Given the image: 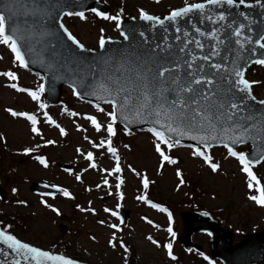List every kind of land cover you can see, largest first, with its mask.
Masks as SVG:
<instances>
[{"label": "snow or ice", "instance_id": "1", "mask_svg": "<svg viewBox=\"0 0 264 264\" xmlns=\"http://www.w3.org/2000/svg\"><path fill=\"white\" fill-rule=\"evenodd\" d=\"M18 2V0H17ZM37 3L38 0H32ZM158 3L159 0H156ZM255 5L264 8L262 0H254ZM250 8L251 3L246 0H182V6L171 8L163 17L149 14L144 9H137L139 19L148 22L150 28L159 26L164 36L155 48L149 49L144 54V60L134 65L131 58L122 57L119 61L115 57H108L102 63L106 66H116L119 69L124 59H128L129 66L127 72L117 70L109 72L107 75L97 78L93 76L94 86L89 83L81 84V91L72 85L73 95H93L96 100L109 105L111 110L105 111L101 103H94L92 107L96 113L106 117V123L97 118V115L85 114L83 119L90 123L92 129L97 134L106 133V138L101 136L98 142L84 136V140L94 150H101L100 156L103 157L104 151L114 158L115 163L110 169L103 167L98 168L94 162L97 157L93 151H82L76 147L75 152L87 161L88 169H98L101 173H106L101 183H97V189L110 187L108 177L115 175V197L119 201L123 199L121 185L123 184L120 157L117 154V148L113 146V138L116 135L114 125L117 116L124 123H132L130 115H134L140 122L150 124L146 131L152 136V147L158 155L159 166L157 172L165 165H176L178 159L171 155L173 149L177 147H188L191 149V156L201 158L213 173L219 168L218 163L212 162V156L209 149L215 145L222 146L227 151V156L235 158L239 164V170L246 176V187L255 192L249 195L248 200L255 202L257 205L264 206V184L253 172L255 165L264 161V111H257L256 105L264 108V99L257 100L252 94L253 85L260 81H249L245 78V68L250 63L264 66V34L258 33L252 35L253 28L249 25L252 23L250 17L243 11H238V16L243 17L248 24L239 22L236 19V11L239 6ZM12 0L0 3V45L10 50L12 60L11 67L7 70L0 71V76L7 78L9 83L7 87L18 93H26L37 105V110H44L47 105L41 102V94L45 92V84L40 83L34 89L20 87L17 83L18 75L14 68L25 69L28 67L26 53H31L32 39L36 35L51 36L48 30H43L39 5L32 10V15L36 17L33 23L27 28H21L12 23L11 12L13 10ZM106 21L115 23V27L120 31V36L124 40L130 37L128 33L122 30V9L114 15L97 10V8L86 9ZM9 13L6 16L4 13ZM61 16H76L81 21L86 20L85 11H63ZM193 17L198 18V22ZM135 19V18H133ZM186 23L190 29L181 26ZM59 29L63 35L77 49L85 50V46L69 31L65 25L57 21ZM200 25H206L202 28ZM31 29V31H29ZM174 31V40L168 36L169 30ZM210 29V30H209ZM98 39V46L104 49L106 43L110 42L105 39L103 29ZM264 33V28L261 29ZM141 37L145 36L140 32ZM259 49L260 51H257ZM88 51H91L88 49ZM2 59V57H0ZM40 80L44 77L40 76ZM87 89V91H83ZM12 117L23 118L30 125V132L39 136L43 141V146L54 145L53 139H44L38 127V117L35 113L29 111H16L11 108L5 109ZM64 111V109H62ZM75 117L77 112L70 113ZM43 117L47 124L54 125L59 130V135L64 137L66 131L61 127L47 111H43ZM77 131H85L80 125L76 124ZM125 134L128 128L124 129ZM182 138L195 141L196 144L183 145ZM4 137L0 135V140ZM251 142L254 145L252 153L246 155L244 151L235 150L237 144ZM259 142V143H258ZM41 147L37 144L33 147H24L23 155H29L36 148ZM125 148L128 145H124ZM40 165L47 167L45 156L36 155L33 157ZM129 170L140 177V184L147 190L149 179L147 176L137 173L135 169L129 166ZM65 171L70 175L73 174L71 168ZM86 169H81L75 173V179L81 181V173ZM175 175L180 178L176 185L179 188L184 184L182 173L179 168L176 169ZM47 187V185H46ZM56 193L63 197L72 198L71 192L64 187L51 185ZM12 193H17V188L11 189ZM90 191V189H85ZM44 196H53L54 193H42ZM108 195H113L108 192ZM137 200L143 201L160 212L168 210L159 204L152 203L144 193L136 197ZM16 203L23 205L25 201L18 200ZM40 203L50 208L52 212L57 209L45 200L41 199ZM91 203V202H89ZM76 207L81 212H89L95 215V209L92 207L82 208L79 204ZM120 204H116L118 209ZM104 213H109L113 217H118V213L103 208ZM207 215V213H204ZM142 219H145L142 217ZM152 224L151 220L147 221ZM98 224L114 229L107 244L115 249L117 244V232L121 231L120 224L107 223L104 220H98ZM167 232L172 239H175L176 233L172 230V215L168 212ZM11 225L0 224V245L6 247L3 253L5 257L12 255L10 264H78V261L65 256L64 254L54 253L49 250L41 249L28 242L17 238L11 232ZM94 239V237H92ZM150 243L156 247H161L157 240L152 236L146 237ZM119 248L125 254L129 249L121 240ZM162 247L166 255L176 260L172 253V244L164 243ZM200 255L212 264L204 253ZM0 264H8L7 260L0 261ZM125 264L127 259L125 258Z\"/></svg>", "mask_w": 264, "mask_h": 264}, {"label": "rangeland", "instance_id": "2", "mask_svg": "<svg viewBox=\"0 0 264 264\" xmlns=\"http://www.w3.org/2000/svg\"><path fill=\"white\" fill-rule=\"evenodd\" d=\"M103 1L110 6L109 15H114L122 9V18L139 17L137 11L139 8L149 14L163 16L171 8L182 6V0H159L158 3L156 0ZM85 15L84 21L74 15L64 18L65 26L84 46L96 49L101 29L105 38L119 36L114 22L95 17L89 12ZM0 57H2L0 71L12 66L11 52L3 45H0ZM13 70L17 72V83L20 87L34 89L42 83L40 76L35 73L18 67ZM245 77L249 81H260L259 84L253 85L252 91L257 98L263 99L264 66H251L247 69ZM8 83L7 78L0 76V135L4 137L0 140V187L4 191V200L0 201V213L3 217L9 216L7 221L12 226L11 232L19 239L41 249L64 254L89 264H125V258L127 259L129 254L132 256L131 264H208L206 261L203 262V257L197 252L183 248L176 236L175 239L169 236L168 215L136 199L145 192V189L140 184V177L130 171L129 166L154 183L153 193L158 196V200L154 199L155 204L172 212L171 226L176 235L182 232V224L180 220L173 224V217L177 218L179 212L187 207L181 202L189 193L192 197L185 200L196 203L198 210L217 216L222 225L234 233L235 240L240 239L244 232L264 230V206L247 199L255 192L246 187L245 174L240 172L236 159L227 156L225 149L219 147L210 149L212 162L219 164L215 173L199 158L192 157L191 149L186 146L172 150V156L178 159L176 165L165 164L157 172L159 160L152 147L151 134L145 130L125 134L120 126L117 128L114 126L119 133L115 135L117 145L113 146L117 148L120 157L122 172L119 175L123 179L121 185L123 199L118 201L114 195L117 174L108 177L110 187L104 188L102 185L97 189L95 185L101 183L106 173H101L98 169H88L87 161L75 152L76 147L85 152L93 151L97 157L94 162L98 164V168L110 169L114 165L115 160L106 149L103 150L104 155L101 157V150L92 149L83 139L84 136H88L89 139L98 142L101 136L106 138V133L97 134L90 123L83 119L85 114L97 115V118L105 123L106 117L96 113L90 104L77 100L67 87L62 89L57 104L38 111L36 103L26 93H18L7 87ZM101 107L105 111L111 110L109 105ZM7 108L35 113L44 139H53L56 143L43 146L40 137L30 132V125L23 118L12 117L5 111ZM43 111H47L52 119L65 129L64 137L59 135V130L54 125L45 122ZM73 111L78 115L71 116L70 113ZM76 124H80L85 131H77ZM37 144L41 147L29 155L21 154L24 147H33ZM124 145L128 147L125 148ZM246 149L248 145L238 147L237 151ZM36 155L45 156L48 166L44 167L33 159ZM65 164L72 169L73 174L65 171L62 167ZM82 168L86 171L81 173V181H77L75 173L80 172ZM177 168L181 170L183 180H186L179 188L176 187L180 179L175 175ZM254 172L258 179L264 178V161L255 166ZM34 181L67 188L72 198L61 195L56 197L34 195L29 190L30 183ZM13 187L18 190L15 194L11 191ZM86 188L90 191H85ZM108 192H112L113 195H108ZM41 199L55 207L57 212L44 207L40 203ZM18 200L25 203L18 204L16 203ZM117 203L129 210L130 219L127 225L116 233L117 247L113 249L107 244V240L115 230L100 225L97 221L119 224L116 217L103 212L104 207L116 211ZM77 204L82 208H94L96 214L81 212L76 207ZM59 213L68 215V221H60ZM148 220H151L152 224H149ZM148 236L157 240L161 247L152 245L146 239ZM192 239L202 246V252L209 257L208 236L193 234ZM121 240L129 249L127 254L118 246ZM164 243L172 244V253L176 260L173 261L166 255L162 247ZM180 246L184 250L181 251ZM214 262L221 264L218 260Z\"/></svg>", "mask_w": 264, "mask_h": 264}, {"label": "water", "instance_id": "3", "mask_svg": "<svg viewBox=\"0 0 264 264\" xmlns=\"http://www.w3.org/2000/svg\"><path fill=\"white\" fill-rule=\"evenodd\" d=\"M5 2L7 0H0V3ZM12 3L14 5L11 12L12 23L17 24L21 30H24L28 25L33 23L36 17L32 15V10L39 5L40 15L43 17L41 20L43 29L41 31L48 30L52 33L51 36L36 35L32 39L31 46L33 50L31 53H26L28 65L39 71L46 80V98L50 102L57 100L62 84L72 85L78 91H81L82 83L91 82L94 86L93 76L99 78L117 70L126 73L129 66L128 59H124L119 69L116 66H106L102 62L108 57H115L118 61L122 57H130L133 65L137 62H142L144 54L148 53L149 49L155 48L164 36L163 30L159 26L150 28L148 22L125 20L122 22V30L128 33L130 37L128 40H110L109 43H106L104 49L82 51L67 40L59 29L57 21L60 19V13L63 11H80L88 7L98 9L99 4L97 0H38V5L37 3H33L32 0H18V2L17 0H12ZM262 3H264V0ZM102 7L100 5V8ZM238 11H243L250 17L252 23L249 26L254 30L252 35H257L258 33L264 34L261 33V29L264 28V8L255 5V3L250 8H245L242 5L239 6L236 11V19L239 22L248 24V21L238 16ZM4 14L6 16L9 15L7 11ZM193 19L198 22L197 17H193ZM181 26L185 29H190V26L186 23H182ZM200 27L204 28L206 25H200ZM140 32H144L145 36L141 37L139 35ZM168 36L174 40V31L172 29L169 30ZM257 51L260 50L257 49ZM83 91H87V89ZM78 96L90 101H97L93 95ZM256 109L257 111H264V108L259 105H256ZM129 119L133 122L126 124L120 120L119 114L117 116V121L128 129L151 126L150 124L140 122L134 115H130ZM181 141L196 143L186 138H182ZM248 143L252 145L250 152L252 153L254 145L251 142ZM238 145H235L234 148ZM32 189L42 192L52 191L47 187L37 184H33ZM121 216L123 221H125L127 214L122 212ZM181 218L184 223V232L181 234L180 240L184 244H189V235L192 231H207L211 235L212 255L220 258L224 264H258L263 260L264 231L244 235L243 240L235 244L231 241V233L228 230L222 229L218 221L212 219L209 215L187 212L182 213ZM5 251L9 250L5 246L0 245V261L7 260L8 264H10L13 257L12 255L5 257L3 255Z\"/></svg>", "mask_w": 264, "mask_h": 264}]
</instances>
